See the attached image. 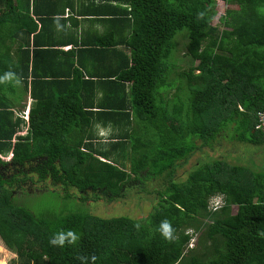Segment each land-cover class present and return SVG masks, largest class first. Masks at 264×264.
<instances>
[{
    "label": "trees",
    "instance_id": "1",
    "mask_svg": "<svg viewBox=\"0 0 264 264\" xmlns=\"http://www.w3.org/2000/svg\"><path fill=\"white\" fill-rule=\"evenodd\" d=\"M128 1L132 26L120 71L92 81L70 65L64 73L36 71L39 51L29 56L21 41L13 47L26 12L0 0V155L19 165L38 159L55 181L97 190L94 198L106 202L145 171L162 179L155 203L140 219L79 211L36 217L13 203L0 173L1 242L15 264H264V170L212 159L182 181L170 175L196 140L214 150L227 127L231 138L264 146V131L253 127L264 110V0H223L239 11L222 29L211 23L215 0ZM180 30L186 71H175L173 59ZM95 88L105 90L101 97ZM22 94L31 99L26 120L13 110L23 108ZM24 123L22 139L12 141ZM94 125L110 128L100 144ZM213 196L221 204L209 210ZM165 221L171 239L162 235ZM196 233L197 251L186 246ZM54 237L63 242L50 243Z\"/></svg>",
    "mask_w": 264,
    "mask_h": 264
},
{
    "label": "rangeland",
    "instance_id": "2",
    "mask_svg": "<svg viewBox=\"0 0 264 264\" xmlns=\"http://www.w3.org/2000/svg\"><path fill=\"white\" fill-rule=\"evenodd\" d=\"M216 14L211 20V23L218 29L226 28L225 21L230 14L239 11L238 6L223 0H215ZM222 18V19H221ZM184 39L186 40V31L180 30L173 36L175 41L173 59L175 71L185 70L190 65L188 56L182 53ZM195 64V62H193ZM174 73H171L172 78ZM25 95L21 96V104L23 108H14L17 116H22L28 112L27 105L25 106ZM23 101V102H22ZM173 121H171L172 123ZM103 130L98 131L97 136L100 144L105 141L103 138L107 137L110 128L102 127ZM25 131V123L14 132L12 141L22 139ZM102 133V134H100ZM232 130L230 127L222 130L215 141V149L207 152L205 148L200 146V141H195V149L185 159L175 163L170 171L171 178L175 181H182L187 172L192 169L196 163L209 161L212 159L225 160L230 164H240L249 167L252 170H264V146L242 143L234 138H231ZM103 137V138H102ZM106 139V138H105ZM97 144V143H96ZM9 154L6 156L0 155V159L5 164L0 165V173L10 181V188L12 192V201L16 205L23 206L29 210L34 216L39 217L42 215L57 216L69 212H85L98 217H111V216H130L134 219L144 217L155 203L154 190L158 189L161 185L162 179L158 176L147 177V173L142 171L139 175L140 179L130 178L123 187V194L111 201L106 202L99 198H94L98 192L90 191H77L73 187L66 186L55 181L48 171H41L40 160L27 161L21 165L8 161ZM69 187V188H68ZM67 192L69 196L65 197L63 194ZM95 193V194H94ZM219 196H213L208 199V206L211 203H216ZM234 211L235 207H231ZM210 210V209H209ZM199 233L194 234L190 240L193 243L192 249L198 250L200 244L196 245ZM190 238V237H189ZM7 250L11 251L15 260L7 261ZM0 259L2 264L16 263V256L13 249H8L0 240ZM183 261L181 264H186Z\"/></svg>",
    "mask_w": 264,
    "mask_h": 264
},
{
    "label": "crops",
    "instance_id": "3",
    "mask_svg": "<svg viewBox=\"0 0 264 264\" xmlns=\"http://www.w3.org/2000/svg\"><path fill=\"white\" fill-rule=\"evenodd\" d=\"M17 4L27 18L20 22L23 29L13 35V47L21 41L29 56L33 49L39 51L36 71L64 73L70 65L71 74L75 68L84 79L120 71L132 26L128 0H13L11 5ZM25 28L30 29L28 34ZM46 47L58 52L44 54L40 49ZM93 92L94 97H101L105 90L95 88ZM25 99L29 110L28 94ZM93 129L95 137L103 130L99 125ZM7 254V261L15 260L11 251Z\"/></svg>",
    "mask_w": 264,
    "mask_h": 264
},
{
    "label": "built area",
    "instance_id": "4",
    "mask_svg": "<svg viewBox=\"0 0 264 264\" xmlns=\"http://www.w3.org/2000/svg\"><path fill=\"white\" fill-rule=\"evenodd\" d=\"M27 115L25 113L24 118L26 119ZM254 129H261L262 131H264V110L257 112L256 114V120L254 122ZM220 205V200L218 197V201L216 203H211V206H208L210 210H214L216 208H218ZM192 236H194V234L190 235V238L188 239V242L186 244L187 248H192L193 243L190 244V240L192 239Z\"/></svg>",
    "mask_w": 264,
    "mask_h": 264
},
{
    "label": "clouds",
    "instance_id": "5",
    "mask_svg": "<svg viewBox=\"0 0 264 264\" xmlns=\"http://www.w3.org/2000/svg\"><path fill=\"white\" fill-rule=\"evenodd\" d=\"M11 75V74H9ZM27 118V117H26ZM26 120V119H25ZM219 200H220V204H221V198L219 196ZM162 235L164 236L165 239H171L172 237V229L171 226L168 222H163V226H162ZM62 239H58L57 237H54L50 243L52 244H57V243H62Z\"/></svg>",
    "mask_w": 264,
    "mask_h": 264
},
{
    "label": "bare ground",
    "instance_id": "6",
    "mask_svg": "<svg viewBox=\"0 0 264 264\" xmlns=\"http://www.w3.org/2000/svg\"><path fill=\"white\" fill-rule=\"evenodd\" d=\"M217 209V208H216Z\"/></svg>",
    "mask_w": 264,
    "mask_h": 264
}]
</instances>
